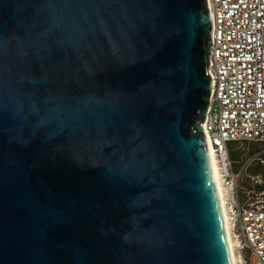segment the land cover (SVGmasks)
<instances>
[{"label": "water", "instance_id": "obj_1", "mask_svg": "<svg viewBox=\"0 0 264 264\" xmlns=\"http://www.w3.org/2000/svg\"><path fill=\"white\" fill-rule=\"evenodd\" d=\"M211 31L207 0H0V264H233Z\"/></svg>", "mask_w": 264, "mask_h": 264}, {"label": "built area", "instance_id": "obj_2", "mask_svg": "<svg viewBox=\"0 0 264 264\" xmlns=\"http://www.w3.org/2000/svg\"><path fill=\"white\" fill-rule=\"evenodd\" d=\"M207 5L212 87L203 123L219 165L237 263L264 264V203L242 202L238 191L251 163L264 167V0H207ZM232 142L255 143L257 149L234 160ZM261 183L257 179L253 186ZM257 194L264 196V189Z\"/></svg>", "mask_w": 264, "mask_h": 264}, {"label": "rangeland", "instance_id": "obj_3", "mask_svg": "<svg viewBox=\"0 0 264 264\" xmlns=\"http://www.w3.org/2000/svg\"><path fill=\"white\" fill-rule=\"evenodd\" d=\"M230 146L234 150L233 151L234 155L232 156L234 160L240 159V155L242 153L257 149V144L255 143H243L237 145V143L232 142L230 143ZM259 168L261 169L260 172L258 171ZM263 177H264V167L258 165L256 162L251 163L250 166L246 169L244 175L241 177L238 184L239 196L242 202H247L248 200L249 202L264 203V196L257 194L258 193L257 186L255 187L253 186L255 180L263 179Z\"/></svg>", "mask_w": 264, "mask_h": 264}, {"label": "bare ground", "instance_id": "obj_4", "mask_svg": "<svg viewBox=\"0 0 264 264\" xmlns=\"http://www.w3.org/2000/svg\"><path fill=\"white\" fill-rule=\"evenodd\" d=\"M202 132H203V136H204L205 147H206L208 157H209V161H210V169H211L212 177L214 179V182H215L218 194H219L222 210H223V215H224L226 228H227L229 245H230L231 252H232L233 264H238L237 263L238 262L237 256H236V252H235V248H234L235 247V240L232 236V232L230 229L229 212H228V208L226 205L225 190H224V187H223L222 182H221L219 165H218L217 157H216L215 152H214V146L211 142V138H210L209 133L207 132V130L205 128L204 123L202 124Z\"/></svg>", "mask_w": 264, "mask_h": 264}, {"label": "trees", "instance_id": "obj_5", "mask_svg": "<svg viewBox=\"0 0 264 264\" xmlns=\"http://www.w3.org/2000/svg\"><path fill=\"white\" fill-rule=\"evenodd\" d=\"M260 168L258 169V171L260 172ZM257 186V189L259 190V191H261V190H263L264 189V177H263V183H261L260 185H256Z\"/></svg>", "mask_w": 264, "mask_h": 264}]
</instances>
